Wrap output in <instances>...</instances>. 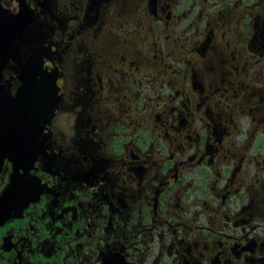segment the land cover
I'll return each instance as SVG.
<instances>
[{
  "label": "flooded vegetation",
  "instance_id": "1",
  "mask_svg": "<svg viewBox=\"0 0 264 264\" xmlns=\"http://www.w3.org/2000/svg\"><path fill=\"white\" fill-rule=\"evenodd\" d=\"M42 108L0 264H264V0H0ZM12 104V105H11ZM1 210V208H0Z\"/></svg>",
  "mask_w": 264,
  "mask_h": 264
},
{
  "label": "water",
  "instance_id": "2",
  "mask_svg": "<svg viewBox=\"0 0 264 264\" xmlns=\"http://www.w3.org/2000/svg\"><path fill=\"white\" fill-rule=\"evenodd\" d=\"M24 23L13 17H2L0 15V76L5 64L12 60L21 70L19 75L20 86L16 91L13 102V139L14 157L18 162L25 161L34 147V138L38 130V122L41 114V98L33 87L36 82L35 67L30 63H22L25 58L24 51L18 45L24 30ZM7 97L5 88L0 80V106L6 107ZM3 105H2V104ZM12 105V104H11ZM16 185L10 186L0 199V219L10 215L12 211L18 212L25 205L23 198H17L14 208L8 207V200L12 194H17Z\"/></svg>",
  "mask_w": 264,
  "mask_h": 264
}]
</instances>
